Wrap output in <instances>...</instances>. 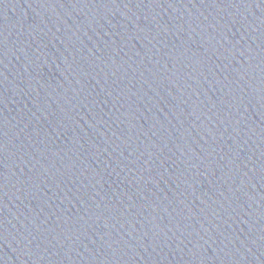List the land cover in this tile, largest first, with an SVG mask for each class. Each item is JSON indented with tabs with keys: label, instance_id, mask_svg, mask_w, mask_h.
<instances>
[{
	"label": "water",
	"instance_id": "water-1",
	"mask_svg": "<svg viewBox=\"0 0 264 264\" xmlns=\"http://www.w3.org/2000/svg\"><path fill=\"white\" fill-rule=\"evenodd\" d=\"M0 264H264V0H0Z\"/></svg>",
	"mask_w": 264,
	"mask_h": 264
}]
</instances>
